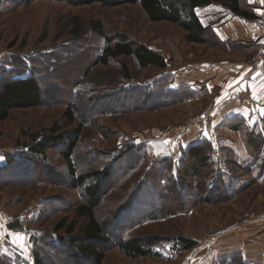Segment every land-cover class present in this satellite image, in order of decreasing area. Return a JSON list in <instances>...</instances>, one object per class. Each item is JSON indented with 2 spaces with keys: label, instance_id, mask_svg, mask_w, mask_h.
<instances>
[{
  "label": "rangeland",
  "instance_id": "obj_1",
  "mask_svg": "<svg viewBox=\"0 0 264 264\" xmlns=\"http://www.w3.org/2000/svg\"><path fill=\"white\" fill-rule=\"evenodd\" d=\"M228 10L213 4L204 19L224 23ZM121 40L159 54L165 67L143 69L124 56L97 62ZM204 40L187 42L178 26L149 21L138 4L0 0V89L33 76L41 94L40 106L11 110L0 122V264H34L35 257L44 264H91L81 254L86 243L70 244L72 236L55 232L65 220L63 229L75 223L74 236L83 221L77 209L84 200L67 187L62 146L42 156L29 150L31 136L39 141L61 127L68 110L81 125L71 156L76 173L108 170L94 210L104 229L105 241L92 244L104 251L102 264L262 263L264 153L250 155L246 137L226 126L232 118L224 115L249 94L231 89L240 81L229 77L232 65L252 57L261 67L264 59L257 61L260 44L254 51L247 42L225 47L210 34ZM190 89L197 91L193 99L182 101ZM241 119L264 134V120ZM198 135V143L214 149L202 195L180 185L183 152ZM192 182L199 189L194 175ZM17 236L26 238V250ZM144 236L162 238L151 256L132 259L117 248L118 240ZM180 239L194 245L185 249Z\"/></svg>",
  "mask_w": 264,
  "mask_h": 264
},
{
  "label": "trees",
  "instance_id": "obj_2",
  "mask_svg": "<svg viewBox=\"0 0 264 264\" xmlns=\"http://www.w3.org/2000/svg\"><path fill=\"white\" fill-rule=\"evenodd\" d=\"M83 5L92 3H101L111 7H116L124 4H138L146 17L151 22H167L178 26L185 33V40L189 43L204 44V37L210 34L215 42L219 45L230 47L232 42H222L217 39L213 31L204 27L198 19L195 10L204 8L213 4L219 3L230 10L234 16L244 18L246 20L256 19L251 7L246 0H79ZM74 20H77L76 18ZM78 22V20H77ZM92 28V27H91ZM95 29V28H93ZM99 30V29H95ZM78 34V32H76ZM251 50V47H250ZM134 57L141 68L155 66L158 68L165 67L164 59L157 53L148 50L143 45L137 47L132 46L127 41H119L113 46H107L102 53V56L97 60L103 65L107 64L109 59L118 57ZM12 80V79H11ZM156 86V85H155ZM169 96L172 92L168 91ZM191 91V95H187L182 101L193 99L195 91ZM193 92V94H192ZM167 95V94H166ZM189 97V98H188ZM41 94L40 88L33 76L22 79H14L4 83L0 89V122L6 120L11 110L27 109L40 106ZM231 121L225 123L226 126L233 127V130L240 131L246 138L245 143L248 153L256 154L258 150L264 153V134L256 128L251 130L246 127V124L241 117L233 116ZM75 124V129L66 131V129ZM264 125V124H263ZM81 133V125L74 118L72 110L65 113V122L61 127L54 125L50 130L41 136L38 141L37 135H32V147L29 149L35 155H44L48 150L62 146L60 151L61 157L66 161L68 173L70 176L68 188L77 189L81 192L84 204L77 209L79 217L83 219L82 225L76 235L75 223H70L68 228H64L65 220H61L55 227V232L64 230L70 237V244L84 242L81 246V254L83 258H88L91 264H102L104 259V251L93 246V243L103 242V227L95 217L94 210L100 205L102 185L108 178V170L92 169L84 174L78 175L71 162V156L77 146V140ZM263 134V135H262ZM254 142H253V141ZM214 152L211 144L203 141L201 143L190 146L183 153L185 155V167L181 170L182 188L189 192L194 191L197 195H202L207 189L205 178L212 172V154ZM211 157V159H210ZM254 158H258L254 156ZM264 163V159H263ZM264 168V166H263ZM194 175L200 182L199 189H195L194 183H189V176ZM194 185V187L192 186ZM195 195H192V198ZM162 239L157 236H144L132 238L128 241L117 242V248L128 258L147 257L152 255V249ZM183 248L189 249L194 245V242L187 239H180ZM66 240H64L65 242ZM239 264H246L239 259ZM34 264H44L39 257H35ZM223 264H234L233 259Z\"/></svg>",
  "mask_w": 264,
  "mask_h": 264
},
{
  "label": "crops",
  "instance_id": "obj_3",
  "mask_svg": "<svg viewBox=\"0 0 264 264\" xmlns=\"http://www.w3.org/2000/svg\"><path fill=\"white\" fill-rule=\"evenodd\" d=\"M246 2L249 7H251L256 19L246 20L244 18L234 16L228 10L231 15V19L225 21L224 23H221L219 20H205L204 18L206 16L204 15V11L207 8L212 7V5L209 7L197 8L195 13L201 24L204 27L210 28L218 40L224 43L229 41L247 42L250 43L251 48L253 47L252 49H255L254 51H256L258 45L264 41V0H251V2L250 0H246ZM243 35L245 36V39L242 37ZM230 70L231 71L228 73V75H230L229 77H233L232 79H235V81L240 79V81H238L239 83H235L231 89H247L253 101V108L251 111H248L241 105H237L234 108H231L230 111L226 112L224 116H239L245 120L251 119L253 122L264 120V114H262L264 113V63L261 67H258L254 64L251 57V62L242 61L239 64H233ZM245 75H247L246 78H244ZM193 91L197 92L196 90ZM200 137L201 136L198 135L197 138L194 139V144L199 142ZM248 261L251 263L253 262L251 257H249ZM262 263L264 264V257L262 259Z\"/></svg>",
  "mask_w": 264,
  "mask_h": 264
},
{
  "label": "built area",
  "instance_id": "obj_4",
  "mask_svg": "<svg viewBox=\"0 0 264 264\" xmlns=\"http://www.w3.org/2000/svg\"><path fill=\"white\" fill-rule=\"evenodd\" d=\"M263 59H264V41L260 43L259 53L257 55V61H262ZM240 104L248 111H251V109L253 108V101L249 94H246V96L242 97Z\"/></svg>",
  "mask_w": 264,
  "mask_h": 264
},
{
  "label": "snow or ice",
  "instance_id": "obj_5",
  "mask_svg": "<svg viewBox=\"0 0 264 264\" xmlns=\"http://www.w3.org/2000/svg\"><path fill=\"white\" fill-rule=\"evenodd\" d=\"M250 2H251V0H250ZM237 83H239V82H237ZM229 87H232V85H229ZM219 102L220 101L218 99L217 104H219ZM262 114H264V113H262ZM16 240L19 242L18 246L21 247V249L26 250V243H25L26 238L24 236H17ZM14 242H16V241H14Z\"/></svg>",
  "mask_w": 264,
  "mask_h": 264
}]
</instances>
